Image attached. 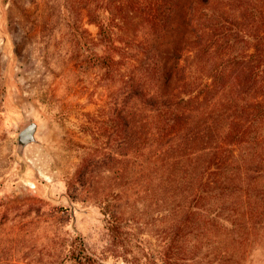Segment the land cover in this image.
Returning a JSON list of instances; mask_svg holds the SVG:
<instances>
[{
    "label": "trees",
    "instance_id": "obj_1",
    "mask_svg": "<svg viewBox=\"0 0 264 264\" xmlns=\"http://www.w3.org/2000/svg\"><path fill=\"white\" fill-rule=\"evenodd\" d=\"M74 1L80 40L85 19L98 27L96 74L124 64L119 30L136 16L147 24L122 108L115 101L105 127L90 128L97 156L80 181L123 157L125 187L139 175L143 193L188 194L156 264H247L264 251V0ZM113 206L103 209L118 239L124 215ZM71 246L61 264H98L83 240Z\"/></svg>",
    "mask_w": 264,
    "mask_h": 264
},
{
    "label": "rangeland",
    "instance_id": "obj_2",
    "mask_svg": "<svg viewBox=\"0 0 264 264\" xmlns=\"http://www.w3.org/2000/svg\"><path fill=\"white\" fill-rule=\"evenodd\" d=\"M75 6L74 0H0V264H61L71 243L82 240L98 264H156L188 194L143 193L139 175L125 187L128 168L120 156L93 174L94 166L84 169L83 182L79 176L97 156L90 128L105 127L113 103L124 104L147 24L136 16L119 30L124 64L112 76L96 74L88 58L102 53L98 27L85 19L81 41ZM33 123L39 142L21 153L19 134ZM110 203L124 215L118 239L103 209ZM246 259L264 264V251Z\"/></svg>",
    "mask_w": 264,
    "mask_h": 264
},
{
    "label": "water",
    "instance_id": "obj_3",
    "mask_svg": "<svg viewBox=\"0 0 264 264\" xmlns=\"http://www.w3.org/2000/svg\"><path fill=\"white\" fill-rule=\"evenodd\" d=\"M37 129H38V124L33 123L20 132L18 146H19V151L21 153H23L24 150L30 144L39 142V139L37 138Z\"/></svg>",
    "mask_w": 264,
    "mask_h": 264
}]
</instances>
